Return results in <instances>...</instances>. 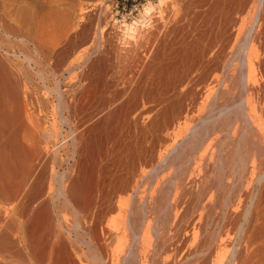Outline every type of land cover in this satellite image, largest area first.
I'll return each instance as SVG.
<instances>
[{
  "label": "bare ground",
  "instance_id": "1",
  "mask_svg": "<svg viewBox=\"0 0 264 264\" xmlns=\"http://www.w3.org/2000/svg\"><path fill=\"white\" fill-rule=\"evenodd\" d=\"M109 1L0 0V264H264V0Z\"/></svg>",
  "mask_w": 264,
  "mask_h": 264
},
{
  "label": "rangeland",
  "instance_id": "2",
  "mask_svg": "<svg viewBox=\"0 0 264 264\" xmlns=\"http://www.w3.org/2000/svg\"><path fill=\"white\" fill-rule=\"evenodd\" d=\"M194 1L191 0L192 3H190L189 4L190 6H189L186 4L188 2V0H182V34L191 28V21H192L191 18L194 17L195 11L200 9L199 3H194ZM155 2L157 3L158 0H156ZM109 4H110L108 7L109 13H110L111 17L113 16L116 18L115 19L116 23H117L116 28L120 33L121 32L123 33L125 30L123 29L122 26L124 24H132L135 20H137L139 18V16L142 14V12L144 11V8L148 4V1L147 0H110ZM189 13H190V15H189ZM232 15L239 20L233 26V31L237 35V33H239L241 27L248 26L250 17H248L246 12H240L239 13L236 11L235 14L233 13ZM240 23H241V25H240ZM215 24H216L215 22L210 23L209 31H208V38H212L213 35L215 34V32L218 31V26ZM115 40H116L115 41L116 44L123 45V43H121L122 42L121 37H117ZM145 40H147L146 44L151 43V40L149 38L144 37L142 39H139L140 42H144ZM139 44L140 43H138V45ZM233 45H234V40L231 43H229L228 49H231L233 47ZM103 46L105 49H108L111 46V43L107 39H105ZM183 57H184V55H182V68L185 67V65H186V62H185V60H183L184 59ZM199 72H200V70H193V73L195 75ZM206 72L209 73V70H206L205 73ZM210 72L214 73L213 71H211V69H210ZM202 85H203L202 82L198 84V86H202ZM184 88H185V85H182V89H184ZM239 89L240 88H238V87L233 89V95H235L234 98L236 99V101H238L239 97H241L240 96L241 91ZM239 92H240V94H239ZM208 105L209 104L207 103L206 106L208 107ZM198 106L202 107L201 109H204V107H205L200 102L196 103V105L193 107V111L195 114H198V112L201 111V109ZM207 107H205V108L208 110ZM200 113L198 115H200ZM203 114H205V112Z\"/></svg>",
  "mask_w": 264,
  "mask_h": 264
}]
</instances>
